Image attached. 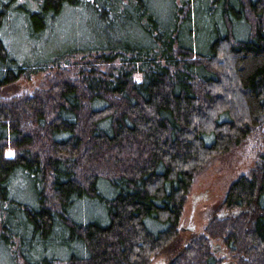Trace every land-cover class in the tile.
<instances>
[{
  "label": "trees",
  "instance_id": "1",
  "mask_svg": "<svg viewBox=\"0 0 264 264\" xmlns=\"http://www.w3.org/2000/svg\"><path fill=\"white\" fill-rule=\"evenodd\" d=\"M62 23L32 63L4 36L45 44ZM35 68L31 94L0 98L1 259L152 264L197 174L264 129V0H0V90ZM254 166L222 200L251 215L211 219L168 264H222L220 240L264 264V153Z\"/></svg>",
  "mask_w": 264,
  "mask_h": 264
},
{
  "label": "rangeland",
  "instance_id": "2",
  "mask_svg": "<svg viewBox=\"0 0 264 264\" xmlns=\"http://www.w3.org/2000/svg\"><path fill=\"white\" fill-rule=\"evenodd\" d=\"M170 1L171 0H165L167 7L170 5ZM166 12L167 14L170 12L168 11V8L166 9ZM70 18L71 16L68 15L67 19ZM63 23L67 25L69 24V20H66ZM63 23L60 24L59 30L55 29V33L51 34L54 40H50V42L45 44L38 40L33 42L29 39H26V35L23 36L24 31L23 33H19V29H21V27H17L12 24L10 28H7L4 36L9 44H11V42H15L19 45L20 51H17V55L20 61L25 60L32 63L39 60L40 58L38 56H32V49L34 46L41 49L43 52H45V50H49L54 53L58 52L56 48H59L61 45L59 42H57L56 38L59 35V31L63 28ZM63 35L64 33L59 36L58 40H65L66 38H63ZM79 35L82 36L81 34ZM31 42L33 43L31 44ZM44 75L45 73H42V71L35 68V70L26 73L23 78L13 83V85L2 88V90H0V98L9 99L13 96L31 94L35 87L40 86ZM137 79H139V76ZM263 153L264 129L253 133L252 136L241 147L234 148L227 155L221 157L219 156L210 161L205 169L198 173L195 177V181L189 190L190 193L187 197V203L183 210V216L180 224L185 228L188 226H194V232L199 233L202 229L209 225L208 223L211 219H221L223 217H221V215L227 213L225 208L222 206V200L225 193L228 191V187L240 176L251 173L255 167L254 165L259 160L260 155ZM245 210L247 211L248 215H251L250 210ZM232 215L234 216L238 214ZM190 233L191 232L189 231L182 232L180 235L181 237L177 242V246L172 247L171 249L166 250V252L158 255L152 264H168L181 250V246L184 245L186 241H188ZM214 244H219V246L225 250L223 240L214 242ZM223 258H225L223 264L227 260L232 263L235 261L232 260L228 254H226V257ZM0 264L8 263L0 257Z\"/></svg>",
  "mask_w": 264,
  "mask_h": 264
},
{
  "label": "water",
  "instance_id": "3",
  "mask_svg": "<svg viewBox=\"0 0 264 264\" xmlns=\"http://www.w3.org/2000/svg\"><path fill=\"white\" fill-rule=\"evenodd\" d=\"M239 212L240 211H238V210H234V211H232V214H238ZM194 230H195V227L194 226H188L187 228H185L181 224L179 226V231H181V232H188V231L189 232H194ZM212 251H213L214 254L218 253L219 251H221V246H219V244L213 245ZM227 264H234V263H232V262L229 261Z\"/></svg>",
  "mask_w": 264,
  "mask_h": 264
},
{
  "label": "flooded vegetation",
  "instance_id": "4",
  "mask_svg": "<svg viewBox=\"0 0 264 264\" xmlns=\"http://www.w3.org/2000/svg\"><path fill=\"white\" fill-rule=\"evenodd\" d=\"M232 211H234V210H232ZM232 211L231 212H227V213H224V214H222L221 215V217L222 216H224V215H232ZM238 211H240L239 213H238V215L239 214H244V213H247V211L244 209V210H238ZM217 254H219L221 257H226V253H224V249H222L221 248V251H219ZM229 262V260H227V261H225L224 262V264H227ZM223 264V263H222Z\"/></svg>",
  "mask_w": 264,
  "mask_h": 264
}]
</instances>
